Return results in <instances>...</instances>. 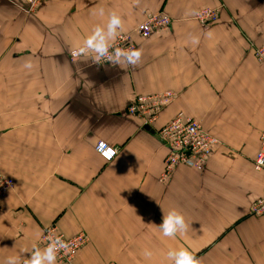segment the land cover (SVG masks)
I'll use <instances>...</instances> for the list:
<instances>
[{"label": "crops", "instance_id": "1", "mask_svg": "<svg viewBox=\"0 0 264 264\" xmlns=\"http://www.w3.org/2000/svg\"><path fill=\"white\" fill-rule=\"evenodd\" d=\"M25 8V0H0V174L14 180L0 202V264L30 256L51 226L65 238L88 236L72 264H170L167 251L180 247L203 264H264V215L250 212L264 190V172L253 168L264 136V63L254 56L264 44V0H50L32 14ZM99 8L103 18L94 15ZM204 8L219 10V19L201 25L190 13ZM113 10L121 34L142 49L140 63L71 60ZM160 12L171 26L142 38L140 24ZM164 92L176 96L154 124L127 112L137 98ZM179 113L219 144L205 171L180 165L162 180L168 149L157 131ZM100 142L117 151L111 161L96 151ZM170 209L189 225L182 236L157 228Z\"/></svg>", "mask_w": 264, "mask_h": 264}, {"label": "built area", "instance_id": "2", "mask_svg": "<svg viewBox=\"0 0 264 264\" xmlns=\"http://www.w3.org/2000/svg\"><path fill=\"white\" fill-rule=\"evenodd\" d=\"M48 1V0H45ZM44 0H25L27 14H32L37 11L42 5L40 3ZM211 13L215 15L213 11L205 10V17L203 19H215L211 18ZM200 15V16H199ZM198 19L202 20V16L199 13ZM171 20L169 16L161 13L151 14L139 26V34L142 38H149L153 34L154 30H165L170 27ZM116 47L123 49H136L135 44L131 38L127 35H122L117 38L115 42ZM264 49V48H263ZM262 49V50H263ZM260 58L264 62V52L260 53ZM101 65H110L107 63ZM172 92H164L159 95H151L146 97L137 98L128 107L129 114L138 116L144 119V124L152 121L154 114L158 113L166 107L172 100ZM197 121L189 118H185L180 114L174 121L162 127L159 130V135L168 145L170 153L165 159V171L162 175V180L166 177L171 176L174 173V169L178 165H184L191 168H195L199 171H203L206 167L208 158L213 152V148L217 143V140L210 136L206 130ZM209 139V140H208ZM262 148L258 153L256 159V168L261 171L264 170V137H262ZM164 142V143H165ZM205 149V150H203ZM96 151L107 161H111L117 151L109 147L106 143L100 142ZM111 151L112 155L106 157L104 152ZM14 188V181L4 175L0 174V202L4 199L7 194ZM253 215H264V193L263 195L253 204L251 208ZM59 236L70 245V251L67 253L61 251L57 257L58 264H72L79 254V252L87 246L89 243L88 236L84 233H79L72 238H65L61 235L55 226L48 227L44 230L41 238V246L46 247L48 244L49 236Z\"/></svg>", "mask_w": 264, "mask_h": 264}, {"label": "clouds", "instance_id": "3", "mask_svg": "<svg viewBox=\"0 0 264 264\" xmlns=\"http://www.w3.org/2000/svg\"><path fill=\"white\" fill-rule=\"evenodd\" d=\"M138 2V0H136ZM198 15V12H191ZM94 15L103 18L104 8H99ZM124 28L122 17L116 12L111 11L107 15V21L97 24L87 35L82 43L73 51L74 58H86L91 64L101 65L104 63L116 66H136L140 63L143 52L142 49H123L115 46V41L120 36ZM210 35V34H209ZM191 43L197 45L199 37H191ZM26 69H32V62L26 61L23 65ZM162 220L157 226L164 237L175 238L177 235H184L189 228L184 215L176 209H170L167 213L162 210ZM63 251H70V245L59 236H49L46 247L33 245L30 256L21 259L18 256H9L5 264H57L58 254ZM142 255L146 259H151L153 252L145 249ZM170 264H203V260L198 258L187 248H172L166 253Z\"/></svg>", "mask_w": 264, "mask_h": 264}, {"label": "rangeland", "instance_id": "4", "mask_svg": "<svg viewBox=\"0 0 264 264\" xmlns=\"http://www.w3.org/2000/svg\"><path fill=\"white\" fill-rule=\"evenodd\" d=\"M50 0H48V1H45L44 0V2H42V3H40L42 6H45L48 2H49ZM205 10H209V11H213L214 13H215V15L213 14V13H211V18H215V19H208V18H206V19H203V17H205ZM161 14H163V15H166V14H164V13H162V12H160ZM199 13L201 14V16H202V20H199L198 19V15H197V20L199 21V23L201 24V25H209V23H214V22H216L218 19H219V10L217 11V10H212V9H210V8H204V9H202V10H200L199 11ZM151 15V14H150ZM167 16V15H166ZM200 16V15H199ZM171 20V19H170ZM143 22H145V20L143 21ZM142 22V23H143ZM141 23V24H142ZM140 24V25H141ZM169 26H171V23H170V25ZM169 28V27H168ZM168 28H166V29H168ZM165 29V30H166ZM159 31H162V30H159ZM158 30H154L153 31V34L154 33H156V32H159ZM153 34H151L149 37H151ZM122 35H125V34H120V36H122ZM119 36V37H120ZM128 36V35H127ZM118 37V38H119ZM116 42V41H115ZM264 44L262 45V46H260V47H258L257 49H255V51H254V56H255V58H256V60L258 61V62H260V63H264L263 62V59L262 58H260L259 57V55H260V53L262 52H264ZM263 49V50H262ZM75 50V49H74ZM74 50H72L70 53H69V57H70V59L71 60H73V61H79V60H81L83 57H81V58H79V59H77V58H74V56H73V51ZM159 94H163V93H159ZM159 94H155V95H159ZM175 96H176V94L174 93V92H172V96L171 97H173L172 98V100H171V102L173 101V99L175 98ZM170 102V103H171ZM169 103V104H170ZM165 108V107H164ZM161 111H162V109H161ZM160 111V112H161ZM127 112H128V108H127ZM160 112H158V113H156V114H154V116L152 117V121L150 122V125H152V124H154L156 121H157V119H158V115H159V113ZM129 113V112H128ZM180 114H182L185 118H189V119H193V120H195V121H197L201 126H202V128L204 129V130H206L207 131V133L210 135V136H213L211 133H210V131L209 130H207L206 128H204L203 127V125L201 124V122H199L198 120H196V119H194V118H192V117H190V116H187V115H185L184 113H179V114H177L176 115V117L172 120V121H174ZM172 121H170L169 123H171ZM169 123H167L166 125H168ZM198 124V125H199ZM145 125H147L148 126V123L146 124L145 123ZM166 125H164L163 127H165ZM162 128V127H161ZM160 128V129H161ZM159 129V130H160ZM159 130L157 131V133H158V137L160 138V140H163L161 137H160V135H159ZM262 137H264V136H262ZM213 138H215L216 140H217V143L215 144V146H214V148H213V152H214V149H215V147L219 144V140L216 138V137H214L213 136ZM209 140V139H208ZM260 141L261 142H263L262 141V138L260 139ZM163 142V141H162ZM165 142V141H164ZM163 142V143H164ZM165 144V146H166V142L164 143ZM167 147V149H168V154H167V156L166 157H168V155H169V153H170V150H169V147H168V145L166 146ZM261 148H262V143L260 144V148H259V151L257 152V155H256V158H255V160H254V166H253V168H254V170L255 171H258V172H264V170H261V171H259L257 168H256V159H257V156H258V153L260 152V150H261ZM203 150H205V149H203ZM213 152H212V154L210 155V157L208 158V160H207V163H206V167H207V165H208V162H209V160H210V158L212 157V155H213ZM166 159V158H165ZM165 163V162H164ZM180 165H178V166H176V168L174 169V170H176L178 167H179ZM188 167V166H187ZM206 167H205V169H206ZM195 169V168H194ZM205 169L203 170V171H205ZM197 170V169H196ZM199 171V170H198ZM173 175V174H172ZM7 177V176H6ZM170 177V176H169ZM8 178H10V179H12L11 177H8ZM167 178L168 177H166V179L165 180H167ZM13 180V179H12ZM14 181V180H13ZM263 193H264V190H263V192H262V194L252 203V205H251V208H252V206H253V204L263 195ZM250 212H251V209H250ZM252 214V213H251ZM253 215V214H252ZM257 216V215H256ZM261 216V215H260ZM39 244H41V243H39Z\"/></svg>", "mask_w": 264, "mask_h": 264}, {"label": "snow or ice", "instance_id": "5", "mask_svg": "<svg viewBox=\"0 0 264 264\" xmlns=\"http://www.w3.org/2000/svg\"><path fill=\"white\" fill-rule=\"evenodd\" d=\"M104 155H105L106 157H109V156L112 155V153H111V151H106V152H104Z\"/></svg>", "mask_w": 264, "mask_h": 264}]
</instances>
